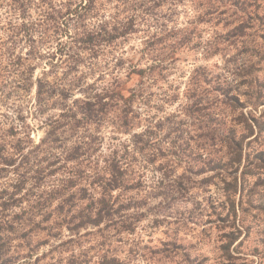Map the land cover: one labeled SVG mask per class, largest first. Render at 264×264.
Returning a JSON list of instances; mask_svg holds the SVG:
<instances>
[{
    "label": "rangeland",
    "instance_id": "obj_1",
    "mask_svg": "<svg viewBox=\"0 0 264 264\" xmlns=\"http://www.w3.org/2000/svg\"><path fill=\"white\" fill-rule=\"evenodd\" d=\"M209 2L96 0L98 14L87 17V27L119 11L122 20L137 14L136 31L95 61L87 58L74 75L92 95L112 78L126 83L99 124L60 128L53 137L71 150L88 136L76 186L62 185L48 207L46 192L64 179L63 162L53 163L61 150L34 146L62 106L53 99L39 111L35 81L59 89L63 74H43L46 60L26 61L33 74H21L25 61L18 58L28 49L21 39L7 40V8L0 6V264H264V171L244 168L247 154L252 160L264 151V129L241 166L225 159L231 133L246 135L241 114L264 126V0ZM37 19L35 12L27 18ZM55 46L35 48L45 54ZM88 93L74 90L67 104ZM38 168L45 170L36 180ZM113 168L122 186L112 192L109 215L98 226L75 228ZM234 180L243 184L235 198Z\"/></svg>",
    "mask_w": 264,
    "mask_h": 264
},
{
    "label": "trees",
    "instance_id": "obj_2",
    "mask_svg": "<svg viewBox=\"0 0 264 264\" xmlns=\"http://www.w3.org/2000/svg\"><path fill=\"white\" fill-rule=\"evenodd\" d=\"M0 0V6L7 8L6 21L8 33L7 40L11 43H18L21 39L25 47H27V55L25 57L19 56L18 60L25 61L24 70L21 74H33L34 67L26 65V61H47L48 70L43 74L50 72H58L62 70V78L59 86H52L45 78H39L35 81V102L37 103L38 110L49 104L54 99V103L62 106V113L58 119L54 120V124L49 126L50 131L46 134V137L37 145L34 146L35 151H39L42 147L45 148L46 153L51 152L53 149H60L61 146H55L56 139L53 138L58 134V130L62 128L63 132H74L90 124H99L109 113V105L113 100L118 98L122 99L121 86L126 81L120 80V78H112L110 85L101 89L100 93L89 94L88 89L81 88L82 79L76 77L81 65L88 58L95 61L102 55L104 48L111 46L116 40L126 37L135 32L134 21L137 17L136 13H132L125 19H120L119 11L115 12L107 19L99 20L92 28L87 27L86 19L95 12L96 0H61L56 5L53 0ZM120 5L126 6L127 0H118ZM38 3V4H37ZM208 4H210L208 0ZM35 12L37 14V20L34 22L28 21L27 18ZM19 18L17 23H13V18ZM37 32L39 35H37ZM159 40V38H156ZM153 39V38H152ZM41 43L44 45L56 44V49L45 54H39L36 52L35 45ZM0 53H2L0 51ZM8 53V54H7ZM6 54L9 55L10 51ZM2 55V54H1ZM140 75V74H139ZM69 76H72L69 77ZM24 79L25 83H28V77ZM32 83V82H31ZM84 89V90H83ZM91 89V88H89ZM74 90L81 92H87L86 96L81 99H74L71 104L68 105V98L71 97ZM58 91V92H56ZM116 96V97H115ZM260 101L264 105V95L261 93ZM258 97V99H259ZM107 99V101H105ZM59 102V103H58ZM110 102V103H109ZM53 103V104H54ZM56 104V103H55ZM64 104V105H62ZM41 113V112H40ZM244 119V131L246 135L235 138L234 132L228 139L226 146L225 159L227 165L237 167L241 166L244 161V150L250 146L251 143H256L257 134L260 133L264 126L258 122V120L250 119V121L241 114ZM88 136H81L79 138V144L71 150L63 149L60 155L56 156L53 163L63 162V174L64 179L61 180L62 184H58L50 188L46 193L49 198H45L42 203H45L47 207L52 202V199L59 195L60 188L65 185L70 189L76 186L78 178L82 175L79 171V157L81 156V149L87 144ZM249 139L246 143L245 140ZM43 150V149H42ZM249 151V149H248ZM31 152H27L30 154ZM23 154V153H22ZM27 154L23 155V158L27 159ZM228 157V158H227ZM248 160L244 168L246 169H259L264 171V151L253 153L252 160H249L250 154H247ZM46 159V158H45ZM69 163H73V166L66 168ZM54 164H48L49 168ZM45 168H38L34 174L36 180L42 178V173ZM52 175V174H50ZM41 180V179H40ZM238 180H234L233 197L236 196V191H243V184H239ZM25 183V182H24ZM122 178L120 177L119 170L113 168L108 172V178L97 186L100 189V197L94 198L81 196L79 201L87 200L86 207L79 212L80 224L75 228L83 227L87 224L98 226L105 217H107L112 209L110 205V199L114 190L120 189L122 186ZM86 193V191H85ZM108 197V199H107ZM58 199V198H55ZM54 199V200H55ZM243 196L240 198L242 201ZM44 205V204H43ZM62 205V204H61ZM232 211L236 217V210L232 206ZM99 264H117L116 260L107 261L103 259Z\"/></svg>",
    "mask_w": 264,
    "mask_h": 264
}]
</instances>
